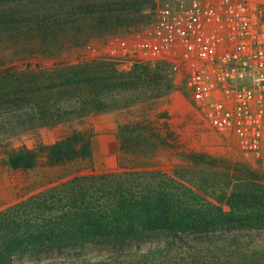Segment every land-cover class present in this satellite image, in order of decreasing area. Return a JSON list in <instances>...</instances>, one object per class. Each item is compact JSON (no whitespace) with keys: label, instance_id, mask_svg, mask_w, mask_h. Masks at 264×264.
<instances>
[{"label":"rangeland","instance_id":"374dc122","mask_svg":"<svg viewBox=\"0 0 264 264\" xmlns=\"http://www.w3.org/2000/svg\"><path fill=\"white\" fill-rule=\"evenodd\" d=\"M5 1L0 0V7ZM141 1V15L129 23L108 26L105 31L85 23L84 31L75 34H89L78 45L17 53L12 43L1 41L0 69L13 65L18 69L50 70L64 64L104 62L119 71H130L136 64H148L138 62L139 51L134 43L144 42L152 27L154 10L166 0ZM25 2L30 1L21 3ZM25 33L21 38L32 36ZM27 44L28 48L34 47V41ZM10 56L17 57L11 62L4 60ZM149 65L162 66L168 72L162 62ZM145 81L141 87L145 94L140 101L109 111L116 112L119 121L117 152L112 159L107 154L92 153L91 157L51 164L46 151H40L39 165L35 168L14 169L5 164L10 150L24 147L39 150L43 145V129H56L62 137L81 136L84 140L74 145L83 152L87 139L91 141L95 135L92 118L102 113L40 127L1 141L0 217H9L6 222L19 233L51 231L57 227H79V216L89 212L94 215L92 222L99 223L102 215L112 216L114 210L128 217L138 211L144 213L154 207L153 203L164 200L177 218L213 216L211 233L219 239L235 236L244 239L243 256L253 255L254 251L264 254V221H249L248 216L259 204L250 200L246 203L244 199L247 200V193L254 194L251 191L256 188L264 190V173L259 163L242 153L234 135H222L204 121L182 76L172 90L157 97H151L158 93L153 83ZM175 91H180L182 97L168 96ZM52 135L50 132L49 136ZM159 231L158 236L140 241L141 248L164 241ZM106 243L110 242L64 241L62 253L54 256L57 260L79 263L80 259L69 253L74 248L84 247L88 256L99 258L95 249Z\"/></svg>","mask_w":264,"mask_h":264},{"label":"trees","instance_id":"16d2710c","mask_svg":"<svg viewBox=\"0 0 264 264\" xmlns=\"http://www.w3.org/2000/svg\"><path fill=\"white\" fill-rule=\"evenodd\" d=\"M25 1L30 2L6 0L0 7V42L12 43L17 53L78 45L89 33L84 36L75 33L84 31L88 23L96 25L95 30L105 31L110 26L131 22L141 15L143 6L141 0ZM25 32L32 36L21 38ZM28 41H34V47L28 48ZM13 57L17 56L4 60L11 62ZM167 74L164 67L149 64H136L130 71H119L104 62L64 64L50 70L8 65L0 69V142L40 127L130 107L145 94L144 87L141 88L145 80L158 90L151 97L163 96L173 89ZM80 140L84 138L65 135L53 144L41 145L39 150L15 148L7 153L5 164L14 169L35 168L39 165L40 151H46L51 164L91 157L90 139L83 152L74 145ZM251 192L254 194L247 193L248 198L252 197L244 198L245 202L250 200L259 206L248 214L249 221L259 223L264 221V190L256 188ZM162 201L153 203L154 207L144 213L138 211L128 217L114 210L112 216L102 215L107 219L103 221L100 217L99 223L92 222L94 215L89 212L79 216L80 225L75 229L57 227L51 231L19 233L6 222L9 217H0V232L4 230L0 234V264H264L261 251L243 256L244 239L236 236L219 239L211 233L213 216L177 218ZM158 231L163 233L159 235L164 241L141 248L140 241L158 236ZM64 241L110 243L96 247L99 258L88 256L84 247L74 248L69 253L80 259L77 263L55 258V253H62Z\"/></svg>","mask_w":264,"mask_h":264},{"label":"built area","instance_id":"2783aa9c","mask_svg":"<svg viewBox=\"0 0 264 264\" xmlns=\"http://www.w3.org/2000/svg\"><path fill=\"white\" fill-rule=\"evenodd\" d=\"M142 41L138 62L182 76L204 121L264 173V0H166Z\"/></svg>","mask_w":264,"mask_h":264},{"label":"crops","instance_id":"0c3cea01","mask_svg":"<svg viewBox=\"0 0 264 264\" xmlns=\"http://www.w3.org/2000/svg\"><path fill=\"white\" fill-rule=\"evenodd\" d=\"M173 98L182 97L180 91H175L168 95ZM92 129L95 135L91 137V150L93 155H109L110 159L117 152L118 134H119V121L117 120L116 112H104L92 118ZM53 132L52 136H49ZM57 134V135H56ZM55 130L43 129L41 131V140L43 145L53 144L63 137Z\"/></svg>","mask_w":264,"mask_h":264}]
</instances>
